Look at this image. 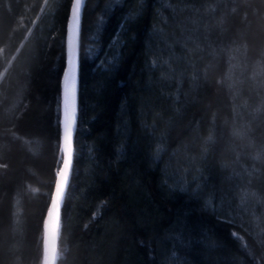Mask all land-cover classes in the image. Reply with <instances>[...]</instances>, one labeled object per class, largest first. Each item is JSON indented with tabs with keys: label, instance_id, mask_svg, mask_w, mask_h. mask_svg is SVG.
I'll use <instances>...</instances> for the list:
<instances>
[{
	"label": "trees",
	"instance_id": "trees-1",
	"mask_svg": "<svg viewBox=\"0 0 264 264\" xmlns=\"http://www.w3.org/2000/svg\"><path fill=\"white\" fill-rule=\"evenodd\" d=\"M71 1L0 0V264L42 263ZM58 249L264 264V0H87Z\"/></svg>",
	"mask_w": 264,
	"mask_h": 264
},
{
	"label": "snow or ice",
	"instance_id": "snow-or-ice-1",
	"mask_svg": "<svg viewBox=\"0 0 264 264\" xmlns=\"http://www.w3.org/2000/svg\"><path fill=\"white\" fill-rule=\"evenodd\" d=\"M117 2H119V0H117ZM80 21V0H75V3L72 7L71 20L69 23L67 61L62 79V109L64 115L63 151L65 152V158L62 168L57 173L58 178L56 180L55 191L52 194L51 207L49 209V218L53 233H55L56 223L60 216V207L66 194L65 190L68 184L70 167L73 160L72 134L74 117L76 115V86L78 70L76 33L80 26ZM84 55L87 56V51L84 52ZM245 195L247 196V194ZM53 252H55V249H53Z\"/></svg>",
	"mask_w": 264,
	"mask_h": 264
},
{
	"label": "water",
	"instance_id": "water-1",
	"mask_svg": "<svg viewBox=\"0 0 264 264\" xmlns=\"http://www.w3.org/2000/svg\"><path fill=\"white\" fill-rule=\"evenodd\" d=\"M86 2L87 0H80V12H81V21H80V26L77 30L76 33V44H77V50H78V70H77V86H76V115L74 117V123H73V134H72V148H73V160L72 164L70 167V172H69V180L68 184L66 186L65 190V197L62 200L61 207H60V216L59 219L56 223L55 227V233H53L52 228H51V221L49 218V209L51 207V198L52 194L55 191V184L57 180V173L58 171L62 168L63 166V161L65 158V152L63 151V109H62V79H63V73L66 68V61H67V50H68V38H69V23L71 20V13H72V7L75 3V0L71 1L70 9H69V14H68V19H67V25H66V36H65V66L61 75L60 79V106H59V159L58 163L56 165L55 169V181H54V186L53 190L51 193V197L49 200L48 208L43 220V225H42V231H43V257H42V264H57L58 263V258H59V239L61 236V219H62V209L63 205L66 199V195L69 189V185L71 182V177H72V171H73V163H74V143H75V132H76V125H77V117H78V94H79V73H80V50H81V36H82V24H83V16H84V11L86 7ZM47 222V223H46ZM53 249H55V252H53Z\"/></svg>",
	"mask_w": 264,
	"mask_h": 264
},
{
	"label": "rangeland",
	"instance_id": "rangeland-1",
	"mask_svg": "<svg viewBox=\"0 0 264 264\" xmlns=\"http://www.w3.org/2000/svg\"><path fill=\"white\" fill-rule=\"evenodd\" d=\"M252 159H255V157H252ZM234 162H235V164H236V158H235ZM231 164H233V161H232V163H231Z\"/></svg>",
	"mask_w": 264,
	"mask_h": 264
},
{
	"label": "bare ground",
	"instance_id": "bare-ground-1",
	"mask_svg": "<svg viewBox=\"0 0 264 264\" xmlns=\"http://www.w3.org/2000/svg\"><path fill=\"white\" fill-rule=\"evenodd\" d=\"M42 257H43V255H42ZM42 264V263H41Z\"/></svg>",
	"mask_w": 264,
	"mask_h": 264
}]
</instances>
